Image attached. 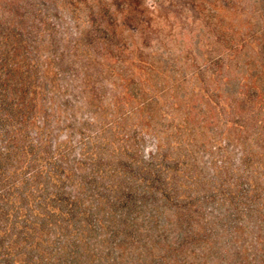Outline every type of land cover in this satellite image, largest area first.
<instances>
[{"label": "rangeland", "instance_id": "1", "mask_svg": "<svg viewBox=\"0 0 264 264\" xmlns=\"http://www.w3.org/2000/svg\"><path fill=\"white\" fill-rule=\"evenodd\" d=\"M0 264H264V0H0Z\"/></svg>", "mask_w": 264, "mask_h": 264}]
</instances>
